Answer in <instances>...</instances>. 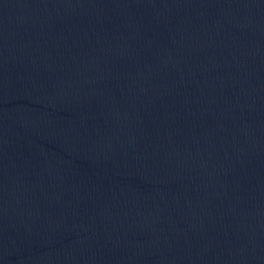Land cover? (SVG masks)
Here are the masks:
<instances>
[{
	"label": "water",
	"instance_id": "1",
	"mask_svg": "<svg viewBox=\"0 0 264 264\" xmlns=\"http://www.w3.org/2000/svg\"><path fill=\"white\" fill-rule=\"evenodd\" d=\"M216 2L264 95V0H216Z\"/></svg>",
	"mask_w": 264,
	"mask_h": 264
}]
</instances>
